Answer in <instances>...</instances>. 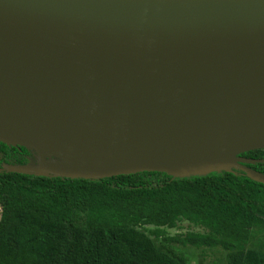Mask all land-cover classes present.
<instances>
[{
    "label": "water",
    "instance_id": "95a60500",
    "mask_svg": "<svg viewBox=\"0 0 264 264\" xmlns=\"http://www.w3.org/2000/svg\"><path fill=\"white\" fill-rule=\"evenodd\" d=\"M0 141L17 173L264 184V0H0Z\"/></svg>",
    "mask_w": 264,
    "mask_h": 264
},
{
    "label": "trees",
    "instance_id": "16d2710c",
    "mask_svg": "<svg viewBox=\"0 0 264 264\" xmlns=\"http://www.w3.org/2000/svg\"><path fill=\"white\" fill-rule=\"evenodd\" d=\"M33 150L0 141V264H187L155 236L186 220L199 230L164 237L217 248L227 264H264V184L237 164L203 175L142 171L109 177L24 174ZM241 155L264 173V148ZM255 240V241H254ZM262 243H259L260 241Z\"/></svg>",
    "mask_w": 264,
    "mask_h": 264
},
{
    "label": "rangeland",
    "instance_id": "374dc122",
    "mask_svg": "<svg viewBox=\"0 0 264 264\" xmlns=\"http://www.w3.org/2000/svg\"><path fill=\"white\" fill-rule=\"evenodd\" d=\"M32 164L37 165V161H31ZM153 226H147L145 230L150 237L154 240L156 245H161L163 248L175 250L178 254L186 259L187 264H227L226 252L217 248H197L190 245H182L175 241L165 240L164 237L181 236L191 230H199L186 220H181L173 228H164V234L155 236L148 229H153ZM255 241V240H254ZM261 240L259 243H262ZM264 255V245L259 249Z\"/></svg>",
    "mask_w": 264,
    "mask_h": 264
},
{
    "label": "flooded vegetation",
    "instance_id": "af4514ba",
    "mask_svg": "<svg viewBox=\"0 0 264 264\" xmlns=\"http://www.w3.org/2000/svg\"><path fill=\"white\" fill-rule=\"evenodd\" d=\"M13 147H17L20 149V147L22 146H13ZM24 156L26 157L27 163H32L31 161H35V157H30V155L28 153H23ZM56 158L52 157L51 160H55Z\"/></svg>",
    "mask_w": 264,
    "mask_h": 264
},
{
    "label": "built area",
    "instance_id": "2783aa9c",
    "mask_svg": "<svg viewBox=\"0 0 264 264\" xmlns=\"http://www.w3.org/2000/svg\"><path fill=\"white\" fill-rule=\"evenodd\" d=\"M2 211H3V206H2V204L0 203V216H1Z\"/></svg>",
    "mask_w": 264,
    "mask_h": 264
}]
</instances>
